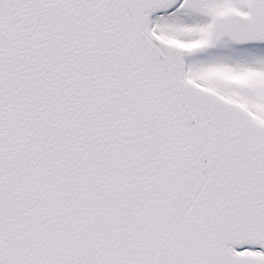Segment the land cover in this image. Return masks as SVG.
Here are the masks:
<instances>
[{"label":"snow or ice","instance_id":"snow-or-ice-1","mask_svg":"<svg viewBox=\"0 0 264 264\" xmlns=\"http://www.w3.org/2000/svg\"><path fill=\"white\" fill-rule=\"evenodd\" d=\"M0 264H264V0H0Z\"/></svg>","mask_w":264,"mask_h":264}]
</instances>
